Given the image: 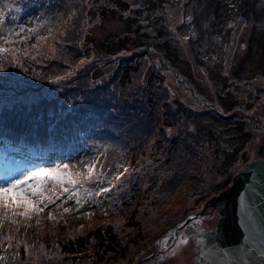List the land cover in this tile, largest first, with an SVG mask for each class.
Instances as JSON below:
<instances>
[{
    "label": "rangeland",
    "instance_id": "rangeland-1",
    "mask_svg": "<svg viewBox=\"0 0 264 264\" xmlns=\"http://www.w3.org/2000/svg\"><path fill=\"white\" fill-rule=\"evenodd\" d=\"M55 1L59 2L58 7H55ZM81 1L35 0V10L31 8L29 11L23 7L33 6L32 0L24 3L4 0L3 5L23 10L26 29H35V35L40 36L50 28L59 11L63 12ZM86 1L88 5L99 7H90L88 11L86 21H92L94 17L98 21L87 27L86 39L79 42L84 50L80 54L85 56L82 61L72 63L63 57H56L54 51L57 44L51 41L52 37L43 39L51 63L44 70L36 68L37 73L28 76L29 73L22 70L20 55L29 53V60L37 62L41 58V50L33 52L25 49L26 42L21 40H4L0 45V121L10 124L4 135L17 137L12 124L30 130L34 139L40 141L64 123L70 128L71 125L86 122L88 130L92 131L82 132V129L76 128L74 135L79 138V144H76L77 141L59 143L61 148L70 144L69 152L46 153L30 158L10 151L4 144L0 146V187L23 179L38 169L56 170L51 176L42 175L40 180L29 179L23 185L31 189L42 182L43 196L32 198L34 204L27 209V216L23 215V206L13 211L7 200V206L0 208V260L4 261L3 264H192L189 253L192 241L185 234L190 236L208 225V211L201 214L204 203L225 189L248 161L264 157V114H259L264 113V0H165L158 6L149 7L154 16L163 22L165 30L160 36H155L154 24H149L147 4L129 10L125 15L108 9L99 16L101 5L104 7L102 0ZM141 1L130 0V4L138 7ZM140 9L146 11L143 19L138 13ZM6 15L3 12L4 17L0 15V21L4 23L5 19L14 24L15 20L6 18ZM164 35L171 36L175 50L172 61L165 56V62H187L188 73L193 67V72L184 78V82H178L169 68L156 67L152 63L154 52L162 49L167 39L161 38ZM117 40L118 43H115ZM142 45L150 46L151 52L146 54L148 62L135 59L137 70L130 63H125L124 69L133 70L128 79H124L122 70L118 68L122 56ZM58 47L65 51L71 49L64 43ZM136 53L143 52L137 49ZM54 64L63 66L54 71ZM164 73L170 76L173 84L166 86L163 83L160 75ZM50 76H55V79L43 84L42 80ZM20 79L29 81L27 91L23 96L11 94L9 91L13 88L20 89ZM180 83L194 85L198 97L208 98L219 112L263 117L261 121L255 119V122L243 120L245 122L239 123L235 120L223 123L217 120L212 124L226 160L232 166L220 169L219 155L217 158L207 154L202 139L191 133L194 130H199V133L204 131L215 114L199 112L192 115L190 111L181 114L178 108L177 114L171 115L170 110L167 112L170 120L164 122L166 134L162 141L147 139L152 150L146 156L133 152L142 135L137 134L133 119L152 110L159 94L164 99L165 89L172 90L176 100L197 110L196 93H184ZM203 84L208 88L201 89ZM77 87L82 89L80 97ZM54 99L56 101L52 103ZM42 103L53 104L55 113L31 117L32 109ZM65 114L67 122H63ZM20 116L28 117V120L18 123ZM179 121L181 124L176 123ZM179 125L188 130L185 135ZM205 134L210 135L209 129ZM176 138L178 144L174 143ZM231 150L233 154H230ZM241 155H244L245 161L239 157ZM117 160H131L132 166L124 171L125 176L129 180L132 176H140V180H131V185L109 191L113 196L110 199L94 198L86 193L72 194L76 192V183L69 181H76L78 170L83 167H87L88 172L91 168L90 178L81 183L87 190L111 187L107 179L114 173L123 174L116 169ZM161 162L166 163L165 168ZM231 167L234 172L229 171ZM161 174L164 181L172 182L173 189L179 187L172 201L161 207L166 212L165 216L177 217L179 226L174 232L163 235L158 232L159 237L143 249L141 247L146 243L140 245L131 240L122 243L119 238L129 227L130 216L139 215L134 205L123 211L127 204L123 195H135L133 187L147 182L148 175ZM176 176L178 180L175 183ZM8 195L15 200V193ZM117 198L120 199V214L116 212ZM137 201L141 200L138 198ZM148 209L153 211L151 206ZM150 216L148 213L141 217L148 219ZM216 222L214 216L212 223L215 225ZM159 226L160 222L154 224L151 232L157 231ZM95 229H100L101 235L96 234ZM129 229L132 235L136 234V228L130 226ZM108 233L114 244L112 252L104 248ZM95 239L98 244H94Z\"/></svg>",
    "mask_w": 264,
    "mask_h": 264
},
{
    "label": "trees",
    "instance_id": "trees-1",
    "mask_svg": "<svg viewBox=\"0 0 264 264\" xmlns=\"http://www.w3.org/2000/svg\"><path fill=\"white\" fill-rule=\"evenodd\" d=\"M7 1L15 2V3L30 2V0H7ZM164 1L165 0H142L138 4V7H135L133 4L132 5L130 4V0H120V1L102 0V3H104L103 4L104 7L101 5L99 16L103 15L108 9L117 10L123 15H125L127 11L129 12V10H132L134 8H140V7L142 8L145 4H147L148 11H149V15H148L149 24L150 25L154 24V26L156 27L155 36H160L162 32L165 30L163 22L161 21V19L159 20L158 18L154 16L152 9H150L149 7L158 6L160 2L162 3ZM32 3H33V6L32 5L30 7L24 6L23 9L24 10L27 9L29 11L32 8V10H35V0H32ZM55 3H56L55 7H58L59 2L55 1ZM3 4H4V0H0V5H2L0 6V15L3 16V12H4V16L7 14L6 18L7 17L13 18L15 20V23L9 24L8 20H5V19H4V23L0 21V45L2 41L4 40H5L4 42L13 41V40H21L22 42H26V46H24L25 49H28L33 52H35L36 50H41V52L39 53L41 58L37 62L35 61V59L32 61L29 60V57H30L29 53L28 54L22 53L20 55L22 58V63H23L22 70L28 72L29 73L28 76H30L31 73L36 74L37 73L36 68H41L44 70L45 68H48V63L49 64L51 63L50 54L48 53L47 49H45L44 47L43 39L52 37L51 41L54 44H57V48L54 51V55L56 57L57 56L63 57L65 61L72 62V63H77L84 59L85 56L80 54L84 50L80 48L79 42L81 39L83 40L86 39L87 27L92 22L98 21L97 17H94L92 21H86V19L88 18L89 8L90 7L98 8L99 6L96 7L95 4L88 5L86 0H82L81 2L74 4L70 6L69 8L65 9L63 12L59 11L57 15L52 19L50 28H48L44 34L40 36H36L35 29L33 30L26 29V24L24 23L23 10L18 11L14 8H6V6H4ZM55 9H58V8H55ZM138 13L142 19L146 16V11L144 9H140ZM151 13L152 15H150ZM17 16L20 18L18 19ZM170 37H171L170 35L169 37L165 35L161 37V38H167V39L164 40L162 49L160 48L159 51L154 52L152 63L156 67L161 66L164 68H169L170 69L169 71L172 74H174L178 82H184L185 80L184 78L186 76H190V74L193 72V67L191 68V72L188 73L186 70L187 62L175 61L173 64L169 62L168 63L165 62L166 57L169 58V61H172L173 56L175 54V50L172 48V39ZM112 42L109 44H112ZM60 43H64L66 46L71 47V49L68 51H65L64 49L59 48L58 45ZM115 43H118V40L115 41ZM3 45L5 44H2V46ZM137 49L141 50L143 53H140V54L136 53ZM131 52L132 53H129L128 55L122 56L123 60L122 62L119 63V66H118V68L122 70L121 75L124 79H128L133 69L134 70L138 69V65L134 62L135 59H139L143 63L148 62V57L146 56V54L151 52V49H150V46L142 45V46H136V49ZM149 60H150V57H149ZM125 63H130L131 66H133V69H130L127 67H125L124 69L123 65ZM176 65H179L180 67H176ZM62 66H63L62 64H59V65L54 64V67H55L54 71H56L57 69H60ZM160 76L163 79V83L166 86L173 84L174 81L166 73L161 74ZM54 79H55V76H50L49 78H44L42 80V83L48 84L50 83L51 80H54ZM28 82L29 81L23 82V80L20 79L18 82V84L21 85L20 89L13 88L9 92L11 94H15V95L20 94L23 96L29 86ZM198 82H201V81L198 80ZM180 84L183 87L182 90L184 91V93L186 92L190 94L192 92L196 93L194 96L196 98L195 106L197 110L193 109L192 105L184 104L176 100V98H173V91L170 89H165L164 99L161 98L160 96L161 94H159V96L155 98V105H153L152 107V110L154 111L148 110L145 112V114L140 115L139 117L133 119V125H134L135 130H137V134L142 133L139 142L135 145L133 149V152L138 151L139 152V154H137L138 156H146L145 154L152 150V146L149 143V141H147V139H155V140L162 141V139L165 137V134H166V124L164 122H168L170 120V115H168L167 112L170 110L171 115L177 114L178 111H176V108H178V110L181 111V114H184L185 112H188V111H190L192 115L194 113L198 114L199 112L215 114L213 116V119L210 121V123L204 127V131L199 133V130H194L191 133H193L194 135H198L202 139L204 143L203 146L206 148L207 154L214 155L217 158H218L217 155H219V158H222V160L218 158V165H222L220 169L225 168V166H232L233 164L231 165V163L227 162L226 160L227 159L226 154L221 149L220 143L218 142V139L214 134L216 129L212 127V124L217 120H220L223 123H230L235 120H239V121H236L239 123L245 122L243 120H251L252 122H255V119L257 121H261L263 117H254L253 115H247V114L235 113V112L233 113L219 112L215 108L214 103L210 101L208 98L198 97V93L196 92L194 85L186 86L183 83H180ZM165 85L163 86L166 87ZM206 88H208V86L204 84L201 87V89H206ZM76 90L78 91L77 95L80 97L82 95L81 87H77ZM216 94L218 96L219 92L216 91ZM55 101L56 100L54 99L52 103H54ZM179 103H181V105ZM251 103L252 101L249 102V104ZM55 110L56 108L54 107L53 104H45V103L43 104L42 103L40 104V106L36 108L34 107L32 109L31 117H41V116L49 115L51 113L53 114L55 113ZM15 111H17V109ZM259 114L263 115L264 113L261 112ZM20 120L26 121L28 120V117L20 116L17 118V122L19 123ZM63 122H67L66 114H65V118ZM176 123L181 124V121L176 122ZM8 126H10V124L6 123V121L4 120L0 121V146L4 144V146L7 147L10 151L20 152L21 154H25L26 156H29L30 158H32L33 156L46 154V153L56 154V152H60V151L69 152L70 147H71L70 144L64 148H61L59 146V143L63 141H66L68 143H75L77 141L76 144H79V138L77 139V137L74 135L76 128L82 129L81 130L82 132H86V131L92 132L88 130V126L86 122H81V123L71 125L70 128L67 126V123H64V124L58 125L55 129L52 130L51 135L47 136L43 141H40V140L34 139V133H32L30 130L24 129L23 127H18L20 125H15V124H12V126L17 132V137L10 138L4 135V130L7 129ZM179 126H182L183 134L185 135L188 132V130L186 129L184 125H179ZM263 127L264 125H262V128ZM207 129H209V132H210L209 136H206L205 134ZM174 143L178 144L177 138L175 139ZM107 145L109 148L111 147V145L109 144ZM230 154H233L232 150L230 151ZM239 157L242 158V161H245L244 155H241ZM236 162L237 161H234V163ZM165 165H166L165 162L163 163L161 162V166L165 168ZM131 166H132L131 160H128L127 162L117 160L116 169L117 171H122L123 174L114 173L109 179H107L111 187H101L98 189L92 188L88 190L86 189L85 185H81V183H85V181L90 178L89 172L86 169L87 167H83L82 170H78V174L76 176V184L74 186V188L76 189V192L72 194L77 195L80 193H86L90 197H94V198L104 197V198L110 199L113 196L109 191H118V187L120 186H126L128 184L131 185L130 184L131 180H135V181L140 180V176H132L131 180H129V178L125 176L124 171L125 170L128 171L131 168ZM229 171L234 172V169L231 167ZM162 176L163 174H161L160 176L148 175L147 182H140L139 183L140 186L136 188L133 187L135 191V195L130 196L128 193H125L123 195L125 198H127V204L123 207V211H125L128 207L134 205L135 206L134 208L135 209L137 208L139 215L138 216L131 215L128 221L129 227L131 226L133 228H136L137 230L136 234L132 235L131 234L132 230H130L129 227H127L123 235H121V237L119 238L122 243L124 242L129 243L130 240L137 241L134 243L140 244V245H144L146 243L145 246L141 247L143 249V248L150 246V244L159 237L157 234L158 232H160V234L162 235L168 233L169 231L174 232L175 228L179 226L180 221H178L175 215L165 216L166 212L161 210L162 206L172 201V196L178 192L179 187L173 189L172 182L168 183L164 181ZM177 180L178 178L176 176V179L173 182L176 183ZM170 189L171 191H169ZM138 198L141 201H137ZM119 201L120 199L117 198L116 212L118 214L121 213V207L118 204ZM148 206H151L153 208V211H150L148 209ZM183 207L185 208V205H183ZM148 213L151 214L150 218L143 219V217H141ZM11 217L14 218L12 215ZM154 218H157V219H154ZM140 220L144 224H142ZM158 222H160L159 229L157 231L151 232L152 231L151 227H153L154 224ZM94 232L98 235H101L100 229H95ZM111 238H112L111 234L108 233V240L105 242V245H104V248H108V251L110 252H112L114 248V244L111 243L113 242ZM95 241L96 242L94 244H98L96 239ZM0 263L3 264L4 261L0 260Z\"/></svg>",
    "mask_w": 264,
    "mask_h": 264
},
{
    "label": "water",
    "instance_id": "water-1",
    "mask_svg": "<svg viewBox=\"0 0 264 264\" xmlns=\"http://www.w3.org/2000/svg\"><path fill=\"white\" fill-rule=\"evenodd\" d=\"M217 222L195 238L209 264H264V157L248 161L204 203Z\"/></svg>",
    "mask_w": 264,
    "mask_h": 264
},
{
    "label": "snow or ice",
    "instance_id": "snow-or-ice-1",
    "mask_svg": "<svg viewBox=\"0 0 264 264\" xmlns=\"http://www.w3.org/2000/svg\"><path fill=\"white\" fill-rule=\"evenodd\" d=\"M64 167L67 166L65 165ZM55 171L56 170L54 169H38L36 172H30L23 179L16 180L8 184L6 187H0V208L10 205L12 206L13 211H15L16 207L23 206L25 208L23 215L27 216V209L32 207L34 204V200L32 198L43 196L42 182L37 183L31 189L24 188L23 185L26 184L29 179L40 180L42 175L51 176L55 173ZM89 172H91V168L89 169ZM69 182L73 184L76 183L75 180H70ZM66 190L67 189H65V191ZM9 193H15V200L8 195ZM6 200L7 205L5 204Z\"/></svg>",
    "mask_w": 264,
    "mask_h": 264
},
{
    "label": "flooded vegetation",
    "instance_id": "flooded-vegetation-1",
    "mask_svg": "<svg viewBox=\"0 0 264 264\" xmlns=\"http://www.w3.org/2000/svg\"><path fill=\"white\" fill-rule=\"evenodd\" d=\"M208 219H209L208 220L209 223L204 228L192 232V234H189L190 236H188L187 233L185 234V236L189 237V239L192 241V244H190V249H189L192 264H209L207 260H205L204 258L199 256L198 244H196V242H195V238L198 235L197 232H202L203 230H205L207 228H211L214 226V224L212 223L214 216H211ZM194 223H196V222H194Z\"/></svg>",
    "mask_w": 264,
    "mask_h": 264
},
{
    "label": "bare ground",
    "instance_id": "bare-ground-1",
    "mask_svg": "<svg viewBox=\"0 0 264 264\" xmlns=\"http://www.w3.org/2000/svg\"><path fill=\"white\" fill-rule=\"evenodd\" d=\"M197 234L199 235V234H201V232H197Z\"/></svg>",
    "mask_w": 264,
    "mask_h": 264
}]
</instances>
